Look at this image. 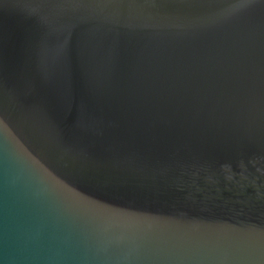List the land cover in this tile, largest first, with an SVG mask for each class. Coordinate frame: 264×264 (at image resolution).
Listing matches in <instances>:
<instances>
[{
	"label": "water",
	"instance_id": "obj_1",
	"mask_svg": "<svg viewBox=\"0 0 264 264\" xmlns=\"http://www.w3.org/2000/svg\"><path fill=\"white\" fill-rule=\"evenodd\" d=\"M0 264H264V0H0Z\"/></svg>",
	"mask_w": 264,
	"mask_h": 264
}]
</instances>
